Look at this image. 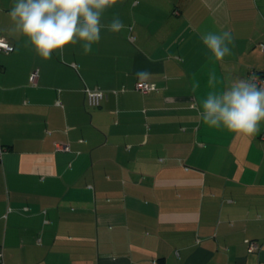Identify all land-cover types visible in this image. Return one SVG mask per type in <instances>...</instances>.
<instances>
[{
    "label": "crops",
    "instance_id": "0c3cea01",
    "mask_svg": "<svg viewBox=\"0 0 264 264\" xmlns=\"http://www.w3.org/2000/svg\"><path fill=\"white\" fill-rule=\"evenodd\" d=\"M13 2L0 0L13 45L0 53V264H264V124L237 136L190 107L210 73L221 91L264 70V0H118L101 24L118 17L121 32L47 60L10 31ZM208 31H231L223 61Z\"/></svg>",
    "mask_w": 264,
    "mask_h": 264
},
{
    "label": "clouds",
    "instance_id": "9594fccd",
    "mask_svg": "<svg viewBox=\"0 0 264 264\" xmlns=\"http://www.w3.org/2000/svg\"><path fill=\"white\" fill-rule=\"evenodd\" d=\"M117 3L118 0H14L7 15L10 31L25 38V46L47 60L54 52L63 54L66 47L75 45L83 54L91 53L101 39L103 27L112 33L121 32L125 25L118 17L107 25L101 24L103 14ZM200 39L215 61H223L231 54V31L204 32ZM208 85L213 90L199 104L193 101L190 105L205 125L247 138L260 133L264 124V81L253 73L246 79H233L217 91V77L210 73ZM198 87V83L193 84V93Z\"/></svg>",
    "mask_w": 264,
    "mask_h": 264
},
{
    "label": "built area",
    "instance_id": "2783aa9c",
    "mask_svg": "<svg viewBox=\"0 0 264 264\" xmlns=\"http://www.w3.org/2000/svg\"><path fill=\"white\" fill-rule=\"evenodd\" d=\"M262 51L264 52V45H261ZM13 51V45L0 33V53H11ZM255 74L260 81H264V70L262 71H250L247 75L250 76ZM37 71L31 73L30 80L33 84H35L37 79ZM153 88L145 81H138L135 84V90L141 93H146L151 91ZM84 96L86 100V104L89 108H98L101 105L102 100L104 99L103 91L99 90L98 88L94 89H84ZM56 104L58 105L59 102L57 101ZM260 139L264 141V134L260 136ZM3 151L0 149V161L2 159ZM258 249V245L255 242L248 243V251L254 252ZM3 260V253L0 247V263Z\"/></svg>",
    "mask_w": 264,
    "mask_h": 264
}]
</instances>
